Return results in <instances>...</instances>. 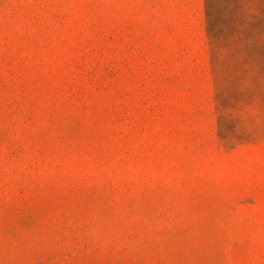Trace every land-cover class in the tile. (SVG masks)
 <instances>
[{"label": "rangeland", "instance_id": "obj_1", "mask_svg": "<svg viewBox=\"0 0 264 264\" xmlns=\"http://www.w3.org/2000/svg\"><path fill=\"white\" fill-rule=\"evenodd\" d=\"M0 264H264V0H0Z\"/></svg>", "mask_w": 264, "mask_h": 264}]
</instances>
